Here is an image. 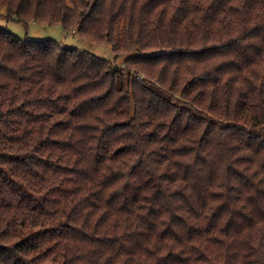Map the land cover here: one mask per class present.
<instances>
[{
	"label": "trees",
	"instance_id": "obj_1",
	"mask_svg": "<svg viewBox=\"0 0 264 264\" xmlns=\"http://www.w3.org/2000/svg\"><path fill=\"white\" fill-rule=\"evenodd\" d=\"M1 8L0 264H264V0Z\"/></svg>",
	"mask_w": 264,
	"mask_h": 264
},
{
	"label": "rangeland",
	"instance_id": "obj_2",
	"mask_svg": "<svg viewBox=\"0 0 264 264\" xmlns=\"http://www.w3.org/2000/svg\"><path fill=\"white\" fill-rule=\"evenodd\" d=\"M0 27L5 28L18 37H28L33 40H42L52 38L65 46H75L81 50H86L106 60L123 65L122 58H116L111 46L104 43H96L87 39L81 38L73 31H65L61 25H45L31 23L25 27L22 23L16 20H7L4 9H0Z\"/></svg>",
	"mask_w": 264,
	"mask_h": 264
}]
</instances>
